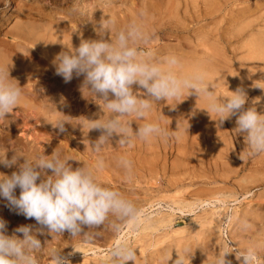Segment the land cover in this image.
Segmentation results:
<instances>
[{
	"label": "rangeland",
	"instance_id": "1",
	"mask_svg": "<svg viewBox=\"0 0 264 264\" xmlns=\"http://www.w3.org/2000/svg\"><path fill=\"white\" fill-rule=\"evenodd\" d=\"M111 9L116 18L110 17ZM108 18L114 20L110 38L133 21L142 24L149 39L137 47L146 58L166 68L164 58L174 54L180 60V74L203 72L209 90L221 100L241 87L248 97L245 108L255 106L264 114V45L251 40L261 38L264 43V0H0V67L9 70V81L22 93L10 116L0 119V153L34 158L56 150L75 159L69 161L73 169L102 158L105 167L99 182L142 212L138 228L117 221V232L112 227L115 217L110 216L104 225L85 228L87 237L45 232L38 236L44 247L35 253L38 264H53L52 248L62 251L70 264H111V249L121 242L136 251L135 264H166V255L172 253L174 260L185 247L192 250L185 264H216L223 252L229 253L226 258L232 264H239L237 259L249 247L257 249L254 264H264V153L248 155L244 137L234 130L235 117L218 126L216 114L207 112V101L185 93L154 103L145 119L133 122V128L158 123L169 132H179V138L136 139L126 147L110 142L99 153L92 150L100 133L88 132V120L111 114L102 101L81 91L83 75L65 83L55 74L53 46L60 43L53 37L55 32L62 37L66 32L72 43H78L77 34L85 30L89 40L98 39L99 24ZM21 24L38 35L37 43L14 37ZM238 34L245 38H236ZM61 119L67 121L63 133L52 125ZM125 155L132 161L130 175L117 163ZM15 170L0 165V172L7 175ZM0 220L7 235L21 239L23 234L16 229L36 224L10 211L2 198ZM243 221L250 225L246 230Z\"/></svg>",
	"mask_w": 264,
	"mask_h": 264
},
{
	"label": "clouds",
	"instance_id": "2",
	"mask_svg": "<svg viewBox=\"0 0 264 264\" xmlns=\"http://www.w3.org/2000/svg\"><path fill=\"white\" fill-rule=\"evenodd\" d=\"M140 15L145 13L142 11ZM112 27L113 20L102 19L98 39H81L78 47L61 51L53 60L55 74L61 76L65 83L74 76L83 75L81 91L86 90L102 101L103 109L111 114L107 119L88 120V132L97 130L100 133L91 145L95 153L101 152L102 147L110 142L126 147L136 139L150 142L156 138L165 141L172 136L179 138V132H169L158 123L149 122L133 128V122L145 119L154 103L176 100L185 93L187 97L195 95L206 100L207 112L216 114L218 126L235 117L234 130L244 137L250 149L249 156L264 153V114L259 113L255 106L245 108L248 97L243 88L230 91L231 95L221 100L214 90H209L203 72L180 74L177 71L180 60L176 55L164 58L162 63L167 65L166 68L161 66V62L146 58L137 47L149 39L142 24L133 21L110 38ZM9 78V70L0 67V119L13 112L22 95L21 87L11 83ZM134 86L137 91H134ZM65 122L57 120L52 124L53 128L63 133L66 131ZM70 160L75 159L62 156L56 150L51 155L34 158L15 153L9 158L7 153H0V165L16 168L10 175L0 172V198L10 211L36 222L35 225H22L16 229L23 234L21 239L16 235H7L6 224L0 220V264H38L35 253L44 248L38 236L45 232L51 236L68 232L72 237H87L90 233L85 228L104 225L110 216L115 217L112 227L117 232L120 231L117 221L127 222L132 228L140 226L141 210L120 192L99 182L98 174L105 167L102 158H98L95 164L83 163L75 169ZM117 163L128 175L131 174L130 159L121 156ZM242 227L246 230L250 225L243 221ZM228 254H219L216 264H232L226 258ZM49 255L53 264H70L60 250L49 249ZM191 255L192 250L185 247L182 253L176 252L174 260L172 253L164 259L166 264L169 261L185 264V259H190ZM111 258V264H135L136 251L126 242L117 243L111 249ZM256 259L257 249L249 247L237 260L239 264H254Z\"/></svg>",
	"mask_w": 264,
	"mask_h": 264
},
{
	"label": "bare ground",
	"instance_id": "3",
	"mask_svg": "<svg viewBox=\"0 0 264 264\" xmlns=\"http://www.w3.org/2000/svg\"><path fill=\"white\" fill-rule=\"evenodd\" d=\"M144 2V1H143ZM256 2H257V0H256ZM258 2H260V1H258ZM262 2V1H261ZM260 2V3H261ZM140 3V2H139ZM248 3V2H247ZM246 3V4H247ZM256 4V3H255ZM254 4V5H255ZM84 5V4H83ZM99 6V5H98ZM247 6V5H246ZM249 6V5H248ZM262 6V5H261ZM88 7V6H87ZM115 7V6H114ZM117 7V6H116ZM115 7V8H116ZM112 8V7H111ZM80 9V8H79ZM130 9V8H129ZM247 9V8H246ZM121 10H122V8H121ZM147 10V9H146ZM249 10V9H248ZM253 10V9H252ZM83 11V10H82ZM87 11V10H86ZM97 11H98V9H97ZM119 11H120V8H119ZM258 11V10H257ZM262 11V10H261ZM111 16L110 17H112V18H116V13H115V10L113 9H111ZM105 13H108V12H105ZM119 13V12H118ZM124 13V12H123ZM242 13V12H241ZM50 14V13H49ZM93 14H94V12H93ZM92 14V15H93ZM98 14V13H97ZM105 15V14H104ZM108 15V14H107ZM119 15V14H118ZM246 15V14H245ZM256 15V14H255ZM120 17V16H119ZM122 17V16H121ZM252 17V16H251ZM260 17V16H259ZM68 19V18H67ZM109 19V18H108ZM240 19V18H239ZM246 19V18H245ZM103 20H106V19H103ZM111 20H113V19H111ZM150 20V19H149ZM233 20V19H232ZM114 21V20H113ZM236 21V20H235ZM241 21V20H240ZM97 22V21H96ZM102 22V21H101ZM233 22V21H232ZM237 22H239V21H237ZM2 23V22H1ZM262 23V22H261ZM99 24V23H98ZM239 24H241V23H239ZM245 24V23H244ZM260 24V23H259ZM22 25V26H21ZM20 25V27H18L17 28V31H16V33H15V36L14 37H16V38H18V39H20V40H23V41H26L28 44H35V42H36V40L38 41V39H39V37H37L36 35H34V32L32 33L31 32V30H29L28 28H27V26H25L26 24H21ZM75 25V24H74ZM100 25V24H99ZM98 25V26H99ZM236 25H237V23H236ZM258 26H260V25H258ZM74 27V26H73ZM91 27V26H90ZM254 27V26H253ZM68 28V27H67ZM240 28V27H239ZM256 28V27H255ZM244 29H245V27H244ZM257 29V28H256ZM75 30V28L74 29H71L70 31H74ZM84 30V29H83ZM196 30V29H195ZM234 30V29H233ZM237 30V29H236ZM240 30H241V28H240ZM255 30V29H254ZM63 31V30H62ZM66 31V30H65ZM68 31V30H67ZM232 31V30H231ZM53 32V31H52ZM51 32V33H52ZM225 32V31H224ZM247 32V31H246ZM245 32V33H246ZM249 32V31H248ZM56 34H55V36H56V38H59V39H61V40H59V39H56L55 37H53L54 38V40L56 41V40H58V44L59 45H57L56 44V46H53V56H54V58H55V56L58 54V53H60L61 51H67V49H69V50H71L72 49V47L73 48H75V47H78L79 46V44H80V41H81V39H85V40H89V37H88V35H87V32L84 30V31H82V32H79V34H77L78 35V37H79V42L78 43H72V41H70V39L69 38H67V37H69V36H66V35H64L63 34V36L64 37H62V35H60L59 34V32H55ZM57 33H58V37H57ZM219 33V32H218ZM258 33V32H257ZM256 33V35H254V36H257L258 34ZM71 34V33H70ZM215 34V33H214ZM236 34V33H235ZM247 34V33H246ZM59 35H60V37H59ZM76 35V34H75ZM222 35V34H221ZM249 35V34H248ZM252 35V34H251ZM54 36V35H53ZM66 36V37H65ZM216 36V35H215ZM232 36V35H231ZM243 36H245V34L243 35ZM242 35H240V34H238V35H236V38H238L239 39V37L240 38H242L243 37ZM258 36H260V34L258 35ZM77 36H76V38H78ZM214 37V36H213ZM219 37L220 36H218V39H219ZM223 37V36H222ZM262 37H263V35H262ZM243 38H245V37H243ZM62 39H64V41L62 40ZM69 39V40H68ZM218 39H217V41H218ZM225 39V38H224ZM228 39V38H227ZM243 40V39H242ZM252 41H256L255 43L256 44H259V45H261L260 43L262 42V44L264 45V43H263V40L260 38H257V39H254V37H252V39H251ZM19 41V40H18ZM54 41V42H55ZM200 41V40H199ZM216 41V40H215ZM219 41H221V40H219ZM239 41V40H238ZM251 41V42H252ZM201 42V41H200ZM231 42V41H230ZM233 42V41H232ZM246 42V41H245ZM37 43V42H36ZM207 43V42H206ZM219 43V42H218ZM235 43V42H234ZM26 44V43H25ZM220 44H221V42H220ZM228 44V43H227ZM230 44V43H229ZM233 44V43H232ZM250 44V43H249ZM251 44H254V42L253 43H251ZM24 45V44H23ZM22 45V46H23ZM209 45V44H208ZM248 45V44H247ZM58 46V47H57ZM161 46V45H160ZM159 46V47H160ZM206 46V45H205ZM209 46H211V45H209ZM224 46H226V45H224ZM231 46V45H230ZM214 47V46H213ZM250 47H252V46H250ZM18 48V47H17ZM22 48H24V47H22ZM21 48V49H22ZM46 48V47H45ZM229 48V47H228ZM190 49V48H189ZM210 49V48H209ZM258 49V48H257ZM263 50V49H262ZM40 51V50H39ZM158 51V50H157ZM162 51V50H161ZM160 51V52H161ZM257 51V50H256ZM261 51V50H260ZM21 52V51H20ZM24 52V51H23ZM42 52V51H41ZM159 52V53H160ZM183 52V51H182ZM263 52V51H262ZM152 53V52H151ZM202 53V52H201ZM213 53V52H212ZM182 54V53H181ZM186 54V53H185ZM191 54H192V52H191ZM249 54V53H248ZM252 54V53H251ZM46 55V54H45ZM48 55V54H47ZM150 55V54H149ZM185 56V55H184ZM197 56V55H196ZM254 56V55H253ZM253 56H251L250 54L248 55V57H251V58H253ZM247 57V56H246ZM43 58V57H42ZM53 58V59H54ZM188 58V57H187ZM245 58V57H244ZM261 58V57H260ZM60 82L61 83H63L62 82V80L60 79ZM54 83V82H53ZM56 83V82H55ZM41 85V84H40ZM63 85V84H62ZM64 86V85H63ZM67 86H68V84H67ZM38 88V87H37ZM61 88H63L62 86H61ZM42 89H43V87H42ZM55 89V88H54ZM69 89V88H68ZM51 90V89H50ZM50 90H49V92H50ZM67 90V89H66ZM70 90V89H69ZM54 91H56V90H54ZM41 93H42V91H41ZM63 94V93H62ZM52 95H53V92H52ZM71 101V100H70ZM53 102V101H52ZM9 116H10V114H8ZM17 115V114H16ZM15 115V116H16ZM49 115V114H48ZM57 115V114H56ZM8 120V119H7ZM18 120V119H17ZM33 120V119H32ZM4 121H5V119H4ZM7 122V121H6ZM7 124V123H6ZM24 125V124H23ZM83 127V126H82ZM24 130V129H23ZM20 131V130H19ZM41 141V140H40ZM40 144V143H39ZM37 148V147H36ZM46 148V147H45ZM43 150V149H42ZM33 156V155H32ZM126 156V155H125ZM109 158V157H108ZM97 161V160H96ZM114 164V163H113ZM138 183V182H137ZM216 198V197H215ZM242 219V218H241ZM243 233V232H242ZM214 235V234H213ZM79 240V239H78ZM136 242H137V240H136ZM143 243V242H142ZM249 244V243H248ZM138 246V245H137ZM192 247V246H191ZM180 249V248H179ZM138 260V259H137ZM140 260V259H139ZM161 260V259H160ZM204 261V260H203ZM156 263V262H155Z\"/></svg>",
	"mask_w": 264,
	"mask_h": 264
}]
</instances>
